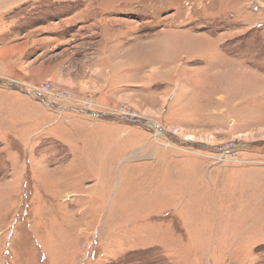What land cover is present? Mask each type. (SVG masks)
I'll list each match as a JSON object with an SVG mask.
<instances>
[{"label":"rangeland","instance_id":"1","mask_svg":"<svg viewBox=\"0 0 264 264\" xmlns=\"http://www.w3.org/2000/svg\"><path fill=\"white\" fill-rule=\"evenodd\" d=\"M0 29L54 68L12 80L74 108L0 129V264H264V215L233 177L264 163L247 88L264 0H23Z\"/></svg>","mask_w":264,"mask_h":264},{"label":"crops","instance_id":"2","mask_svg":"<svg viewBox=\"0 0 264 264\" xmlns=\"http://www.w3.org/2000/svg\"><path fill=\"white\" fill-rule=\"evenodd\" d=\"M23 0H0V24L2 22L3 17L6 16L8 12L11 10L20 7V3ZM2 30L0 29V32ZM37 32H29L28 36H32L36 34ZM27 36V34H26ZM27 39V37H26ZM29 39V38H28ZM25 40V39H24ZM38 40L33 39L32 41L28 40L23 42H15V43H0V84L3 86L10 85L17 86L18 90L14 89H8L5 87H1L0 89V121L2 120V125L0 126V129L8 130L7 127H13L14 128H24V124H27L29 126L33 125V121H26L27 119L31 118L30 116H33V119L36 121H42L39 119V101L45 103L47 107L50 108H56L61 110H74L73 107L69 105H55V102L45 96L44 94H39L41 97H38L39 95L34 93L32 88L29 87L27 90H24L20 84L22 81H16L12 80L16 73H25V74H33V77L36 80H40L43 78L49 77L47 73H52L53 67L45 65L44 62L37 63L36 59L37 57H28V60H26L27 57V50L29 48H32L34 46H37ZM47 44V41H45ZM52 42H48V44H51ZM51 49V46L48 45V50ZM47 51V47L44 48L42 52ZM103 51V50H102ZM103 55L100 57H97L96 60L92 63V65L99 64V59L102 57H105L104 55L108 52H102ZM42 54V53H41ZM40 54V55H41ZM124 62L126 63V60L124 59ZM127 64V63H126ZM94 67V66H93ZM86 68V67H85ZM84 68V71H85ZM92 69V68H91ZM43 72V73H42ZM43 74V75H42ZM254 75L249 76L251 79V85L252 88L247 86L248 89H252V95H260L261 93H264V75L259 73H251ZM32 77V79H34ZM2 79H7L8 81H2ZM68 82V80H66ZM229 87H232V84H228ZM244 89V88H243ZM244 91V90H243ZM41 98L42 100L38 99ZM259 99L262 98V96L258 97ZM235 100L243 102V99L239 97H235ZM235 104H238L236 101ZM258 106L255 107V110L258 111V113L261 112V114L264 116V105L256 103ZM42 106V105H41ZM257 108V109H256ZM62 112V111H61ZM68 114V113H67ZM89 116L96 115V111H90L88 113ZM236 118H241L244 120L243 116L234 115ZM235 118V119H236ZM9 119L11 120V124L9 125ZM235 121V120H234ZM261 122H264L261 120ZM258 123L259 129H264V124ZM235 123V122H234ZM19 124V125H18ZM261 124V125H260ZM257 125V126H258ZM19 126V127H18ZM244 126V125H243ZM256 127V126H252ZM247 131V130H246ZM205 149H213L214 151H219L223 153L222 147H219L217 144L208 145V148ZM212 168L216 170V173L220 171V169H217L218 166L213 167V161L211 163ZM235 173H234V180L238 183L245 184L246 192L240 194V197L244 199V205H242V208L246 211L244 214L247 216L251 215H264V163L259 165H251V166H236L234 167ZM260 220H257L253 223H258Z\"/></svg>","mask_w":264,"mask_h":264},{"label":"built area","instance_id":"3","mask_svg":"<svg viewBox=\"0 0 264 264\" xmlns=\"http://www.w3.org/2000/svg\"><path fill=\"white\" fill-rule=\"evenodd\" d=\"M32 88V90H33V92L34 93H36V94H44L45 96H47V97H49V98H51L52 100H53V98L52 97H50V95H48V92H47V90L46 89H44V88H41V87H31ZM54 101V100H53ZM90 112V111H89ZM225 151V150H224ZM224 151H223V153H224Z\"/></svg>","mask_w":264,"mask_h":264},{"label":"water","instance_id":"4","mask_svg":"<svg viewBox=\"0 0 264 264\" xmlns=\"http://www.w3.org/2000/svg\"><path fill=\"white\" fill-rule=\"evenodd\" d=\"M200 147H203V148H208V145H205V144H200Z\"/></svg>","mask_w":264,"mask_h":264},{"label":"bare ground","instance_id":"5","mask_svg":"<svg viewBox=\"0 0 264 264\" xmlns=\"http://www.w3.org/2000/svg\"><path fill=\"white\" fill-rule=\"evenodd\" d=\"M109 29V28H108ZM113 30V29H112ZM111 31V30H110Z\"/></svg>","mask_w":264,"mask_h":264}]
</instances>
